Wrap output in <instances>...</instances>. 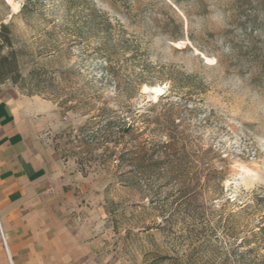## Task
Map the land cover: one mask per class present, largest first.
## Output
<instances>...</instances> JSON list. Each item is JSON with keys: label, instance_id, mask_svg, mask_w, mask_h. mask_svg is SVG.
<instances>
[{"label": "rangeland", "instance_id": "1", "mask_svg": "<svg viewBox=\"0 0 264 264\" xmlns=\"http://www.w3.org/2000/svg\"><path fill=\"white\" fill-rule=\"evenodd\" d=\"M26 1L0 0L20 55V79L0 90L52 107L53 195L79 263L229 252L264 226V0H31L23 11ZM100 108L139 129L148 116L143 139L174 137L182 160L155 154L143 176L102 147L86 152L77 130ZM245 261L264 264V242Z\"/></svg>", "mask_w": 264, "mask_h": 264}, {"label": "crops", "instance_id": "2", "mask_svg": "<svg viewBox=\"0 0 264 264\" xmlns=\"http://www.w3.org/2000/svg\"><path fill=\"white\" fill-rule=\"evenodd\" d=\"M48 102L0 90V264H82L53 195L58 160L45 137Z\"/></svg>", "mask_w": 264, "mask_h": 264}, {"label": "trees", "instance_id": "3", "mask_svg": "<svg viewBox=\"0 0 264 264\" xmlns=\"http://www.w3.org/2000/svg\"><path fill=\"white\" fill-rule=\"evenodd\" d=\"M30 3L31 0H27L22 10L24 11ZM19 56L13 48L8 26L2 24L0 26V86L7 81L16 84L20 79ZM138 117L143 119L144 126L142 129L135 126V121H128V117L122 114L118 115L115 111L100 108L77 130L78 143L87 148L86 152L94 147H102L103 155L107 160H113L118 155V160L138 164L143 176L144 170H149L153 166L151 160L155 154L166 158L172 157L175 162L181 161L179 154H183V146L173 149L177 143L174 137H170L167 142L157 145L152 139H143V135L148 132L152 122L148 116L144 117L142 114H138ZM132 137L134 140L140 141L135 148L138 150L135 152V158L129 157L130 154H133L128 149V143ZM120 145L122 148L118 149ZM126 157L128 158L125 159ZM263 242L264 226H259L257 229L250 230L248 237L242 239L238 246L229 252L223 251L220 247L213 248L198 244L190 247L182 255H170L156 247L154 251L149 253L148 259L143 264H246V254L252 253ZM250 243L254 244L255 247H248L244 252H237L238 247L248 246Z\"/></svg>", "mask_w": 264, "mask_h": 264}, {"label": "bare ground", "instance_id": "4", "mask_svg": "<svg viewBox=\"0 0 264 264\" xmlns=\"http://www.w3.org/2000/svg\"><path fill=\"white\" fill-rule=\"evenodd\" d=\"M13 9L14 10H17V7L14 5L13 6ZM152 90L154 91V97H157L161 93V91H162L161 88H153Z\"/></svg>", "mask_w": 264, "mask_h": 264}, {"label": "built area", "instance_id": "5", "mask_svg": "<svg viewBox=\"0 0 264 264\" xmlns=\"http://www.w3.org/2000/svg\"><path fill=\"white\" fill-rule=\"evenodd\" d=\"M0 236H1V238H2L3 244L5 245L4 238H3V235H2V233H1V231H0Z\"/></svg>", "mask_w": 264, "mask_h": 264}]
</instances>
